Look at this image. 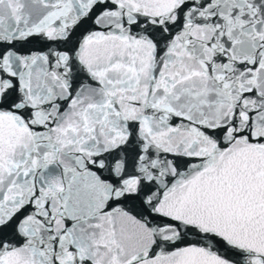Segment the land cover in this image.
I'll list each match as a JSON object with an SVG mask.
<instances>
[{
  "label": "snow or ice",
  "instance_id": "obj_1",
  "mask_svg": "<svg viewBox=\"0 0 264 264\" xmlns=\"http://www.w3.org/2000/svg\"><path fill=\"white\" fill-rule=\"evenodd\" d=\"M0 264H264V0H0Z\"/></svg>",
  "mask_w": 264,
  "mask_h": 264
}]
</instances>
